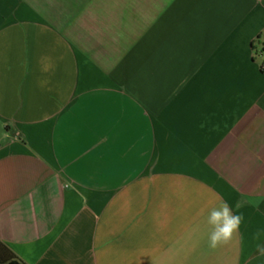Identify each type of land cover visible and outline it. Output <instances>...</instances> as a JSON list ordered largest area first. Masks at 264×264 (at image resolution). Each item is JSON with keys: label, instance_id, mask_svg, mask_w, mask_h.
I'll return each mask as SVG.
<instances>
[{"label": "crops", "instance_id": "obj_1", "mask_svg": "<svg viewBox=\"0 0 264 264\" xmlns=\"http://www.w3.org/2000/svg\"><path fill=\"white\" fill-rule=\"evenodd\" d=\"M220 201L244 219L212 250ZM257 243L264 0H0L6 258L264 264Z\"/></svg>", "mask_w": 264, "mask_h": 264}, {"label": "clouds", "instance_id": "obj_2", "mask_svg": "<svg viewBox=\"0 0 264 264\" xmlns=\"http://www.w3.org/2000/svg\"><path fill=\"white\" fill-rule=\"evenodd\" d=\"M243 219L242 215L234 214L232 208L224 201H220L217 206L212 207L206 216V224L209 228L208 247L216 250L229 245L239 232ZM253 239L257 241L261 239L260 230L253 233ZM256 248L258 253L264 256V244L257 243Z\"/></svg>", "mask_w": 264, "mask_h": 264}, {"label": "trees", "instance_id": "obj_3", "mask_svg": "<svg viewBox=\"0 0 264 264\" xmlns=\"http://www.w3.org/2000/svg\"><path fill=\"white\" fill-rule=\"evenodd\" d=\"M0 264H15L14 261L9 260L6 258V255L4 254V248L0 244Z\"/></svg>", "mask_w": 264, "mask_h": 264}]
</instances>
